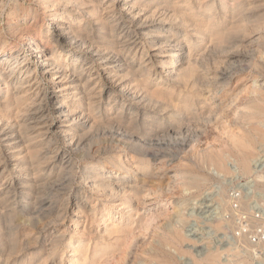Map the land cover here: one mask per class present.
<instances>
[{
  "label": "bare ground",
  "instance_id": "6f19581e",
  "mask_svg": "<svg viewBox=\"0 0 264 264\" xmlns=\"http://www.w3.org/2000/svg\"><path fill=\"white\" fill-rule=\"evenodd\" d=\"M36 1L47 22L38 19L36 10L27 12L19 1H10L8 27L0 31V43H4L0 49V264L5 260V264H112L119 252L132 246L138 230L146 231L162 218L148 207V157L158 156L152 138L177 137L191 143L209 134L206 123L221 122L220 109L228 110L231 105L221 108L215 96L220 86L230 82V74L221 67L205 69L203 60L211 56L215 66L222 64L224 50L217 51L232 36L244 34L250 26L263 30V15L252 21L255 18H248L247 12L250 6L264 9V0ZM28 18L33 21L31 26ZM8 34L22 44H8ZM253 89L256 95L263 91ZM263 118L261 94L244 106L233 123L236 130L223 126L225 145L201 149L198 156L228 175L227 160L233 154L227 151H234L242 175L253 176L256 145H264ZM108 131L129 142L131 149H127L136 154L133 158L138 166L125 172L124 164L113 157L106 165L89 163L77 190L59 204L46 202L52 180L62 179L74 168L71 154L90 140L100 142ZM194 153L190 150L186 156ZM55 170L63 175H54ZM172 179L167 185L172 193L176 183L200 189L208 181L187 168ZM255 179H264V174ZM223 197L228 209L230 201ZM182 205L176 207L179 226L185 221ZM25 213L32 225L39 218L52 219L39 229L37 240L46 243L35 252H17L21 237L17 232ZM70 213L72 226L66 229L63 220ZM146 215L151 218L147 220ZM55 223L58 226L51 227ZM53 229L57 231L52 233ZM181 231L169 226L167 232L155 233L158 240L152 257L173 264L176 259L165 248L176 251L180 247L185 241ZM218 253L211 251L196 261L222 264Z\"/></svg>",
  "mask_w": 264,
  "mask_h": 264
},
{
  "label": "rangeland",
  "instance_id": "374dc122",
  "mask_svg": "<svg viewBox=\"0 0 264 264\" xmlns=\"http://www.w3.org/2000/svg\"><path fill=\"white\" fill-rule=\"evenodd\" d=\"M10 1H19L22 5V9L27 12L29 10H34V11L36 10L38 19L42 22H47L46 14L42 12L41 7L36 0H0V31L5 30L8 27L7 14L10 12V7H9ZM248 9H249L247 12L248 18H251V20L255 18L252 21H256L257 18L260 17V15L261 16L263 15V19H264V9L262 8L256 9L255 6H250ZM31 18H28L29 20L27 21L28 25L30 26L33 22ZM250 27L248 28L247 32H244V34L238 33L232 36L228 43L225 42L226 44L224 43L222 46H220L221 47L220 50L217 49L219 50L217 51L218 53L219 52L221 53L224 50L223 56L221 55L222 64L215 66L213 57L211 56H207L203 60L205 69H209V68L214 69L215 67H221L222 70H227L228 73L230 74V80H229L230 82L226 83V85L223 84L222 86H220L219 91H218L219 94L215 96L217 98L215 99L218 102V104L221 106V108H223L225 104L231 105L230 108L228 109L229 111L226 110L225 108H223L224 110L220 109L222 113H220L219 115L224 114L222 115V118L224 120L220 119L221 122H219V124L221 125L218 124L219 125L218 126L217 124H211V123L207 124L206 123L205 128L208 130L207 132H209V134L206 136H203L201 140L198 138L192 139L193 140V142L191 141L192 145L190 143V139L188 140L189 142L183 143L182 140L177 139V137L176 139L175 137L173 139L167 138L168 141L165 140L166 138L165 139H161L159 137H154L156 139L152 138L153 145L154 144L155 145L154 146L150 145V146H153L158 156L148 157L150 161V173L153 175L151 176L150 174V177H149L150 179H148L150 183L148 188H151V189H148L149 191L148 193H151V196H150L151 202L148 207H152L151 209L154 211L156 210L157 212L155 213L156 214L159 213L157 215H161L162 218H160L159 216L156 219V221L152 222L153 224L152 223L150 224L148 230L142 231L143 233L138 230V233L135 236L136 240L135 239L132 240L131 242L133 243L131 244L132 246L129 245L131 247H128V249H130L129 250L130 252H126L128 251V249H124L125 252H119L117 255V258L112 260V264H140V263L145 264V262L148 264H164L161 262L159 263L156 259H154L152 257L151 251H153V248L157 246L156 241L158 240L157 237L160 235L159 233L161 232L162 234L164 232H167L169 230V226L170 228L175 226L179 228L180 230H182L181 234L182 236H184L183 238L186 241V242L183 241L179 245L180 247L176 251L173 248L172 250L170 246H167L169 248L167 247L165 248V251L171 252L174 255L176 261L173 264H200L196 261L198 260V257L200 260V258H202L204 255H206L207 253L211 251L212 252L216 251L217 253L219 252L218 254H219L220 260L221 259L223 260L221 261L222 264H225V263L226 264H236L237 261H238L237 264H246V263L258 264V261H257L258 258L252 253L255 251V248H253L252 246L251 247L248 246L249 243L247 242L248 240L246 238L240 237V234H241L239 231L240 224L236 218V214L231 212L230 205L228 209L224 208L223 195L229 201V198L227 197V195H228L229 188L231 187L230 184L224 183V184H221L220 189L217 188L218 179L220 177H222V179H229L232 177L234 173L240 172L239 167L237 165L238 158H237L236 153L230 150L227 151L230 154H233L227 160V165L229 169L231 170V174H228V175L219 173L215 169V167L211 165V163L208 160H206L205 158H201L197 154V151H201V149L203 150L209 146L219 147V146L225 145L227 139H226V136L224 135L223 128L228 127L230 129L236 130L237 128L236 126H234L233 123L235 119H237L238 115L242 112L244 106L253 104L256 97L260 98V95L264 94V26H263V30H262V27L258 28V30L257 29L253 30ZM6 36H5V39L8 44L17 45V46H20L22 44L20 40L12 37L11 35L8 34ZM254 38L256 41H254ZM3 45L4 43H0V46H1L0 49L3 47ZM228 56L230 57L229 60H228ZM221 65L224 67H222ZM159 66L160 65L157 64L158 68ZM43 81L45 82V85H44L45 88L48 89L49 88L48 81L46 79H44ZM255 87L263 90L262 92H260V95L259 94L256 95L255 93H252L254 90L253 88ZM49 98H50V95H49ZM50 113L53 114L52 112ZM225 114L226 116L227 115L228 116L226 117ZM261 122H262L261 127L264 130V118L261 120ZM209 124H211V126ZM215 125H217L218 127ZM196 140H200L201 144H200V141L197 142ZM128 143L129 142L126 139L117 137L115 134L112 135L111 132L110 134L107 133V135L104 136L102 140L100 139V142H98L97 140H90L88 141V143L86 142L79 151L71 154L73 157L72 162H73L74 170L72 169L71 171L64 173V175L61 174L59 170H55L56 174L54 173V175H63V176H61L62 179H59L58 181L56 180L57 178L52 180L54 183L52 182L51 186H48V188L46 189V193H45L46 202L48 199L49 204H52V205L59 204V202L68 198L69 195H71L75 190H77L81 186L80 183L83 179L84 167L89 163L90 164L103 163L104 165H106L108 164V160L110 158L113 157V159L115 160L119 158V160L117 161L122 162L124 164V168H126L124 169L125 172H132V170L138 166L137 165L138 161L137 159L133 158V156L136 157V154L129 152V149L131 148L128 147ZM186 143L187 144L190 143L189 146ZM193 144H196L197 146ZM60 146L63 147L64 145L60 143ZM190 146H192L193 149ZM127 147L129 149H127ZM263 148H264V145H261V143L256 145L257 153L259 154V152ZM190 150H193V151L195 150L196 153H194V155L190 154L186 156V153L189 152ZM125 152H128V153H125ZM180 154H183V155H180ZM255 158L256 157H254L253 161L255 160ZM201 165L203 167L202 170H201ZM252 165H253V162H252ZM183 166H185V168H187L191 172L205 176L208 181H206L204 183V186H202V188L200 189L195 188V187L189 188L186 186H179V184L176 183L177 186L174 189V191H176L177 194L174 191L172 193L170 189L168 190V188L171 185V182L173 181L172 178L180 170L185 169ZM252 169H253V166H252ZM243 176L249 177L245 175ZM140 177L142 178V175H139V180H141ZM167 185L169 187H167ZM151 190H153V194ZM18 199L21 200V195L18 196ZM166 202H168V204H165ZM183 202H184V205H182L183 207L182 206L180 207V210H182L181 213L183 215V218H185L184 219L185 223L183 222L182 223L183 225L181 224V226H179L180 224L177 225L176 223L177 221L176 211L178 210L176 207L178 203H183ZM49 204H47L44 207V209ZM89 205H91V203H89ZM163 212L165 215L166 214L167 215L165 216L164 214H162ZM25 215L26 217L24 218ZM71 215H73V213L68 214L66 218H64L65 220H63V222L66 223L65 224L66 229H69L72 226ZM29 216L30 215L26 213L22 214L21 216L23 218V219L22 218L20 219V222H21L20 229L21 230L19 229L17 232L20 234V235L18 234V239L21 236L19 239L20 241L18 243L20 248L18 247L17 252H29V250L30 252H35L36 250H39L43 244L46 243V241H43L41 239L37 240V237L39 235V231H40L39 229L44 226L43 224L51 221L52 219L39 218L37 224L32 225V222L30 221ZM145 217L146 218L148 217L149 219L151 218L150 215H146ZM148 218L147 220H149ZM218 222H222V223L224 222L223 223V226L225 225L224 229H223V226L221 228L217 227ZM58 224L59 223H55L54 226L52 224L51 227L55 228L56 226H58ZM22 227H25V228L23 229ZM73 227H75V225ZM159 228L161 229V231H159L160 230ZM13 231H16V230H13V227H12V232ZM56 231L57 229H53L52 233H55ZM12 232L11 234L15 233V232L13 233ZM155 233L158 236H156ZM6 236L4 235L5 239L8 240L7 238L8 236L7 237ZM243 240H247V241L246 242L244 241L245 242L244 243L242 242ZM153 241H155V243ZM152 243L155 246L151 245ZM23 244H24V247L25 246L27 247L25 251L23 250ZM246 245L247 247H245ZM144 252H147V253H144ZM238 252H240V254ZM234 253H236L238 257L235 256ZM231 255H234L232 256L233 258L231 257ZM151 258L153 259L151 260ZM238 258L239 259L242 258V259L239 260ZM245 259L247 260V262L243 263L244 262L243 260ZM3 263L5 264L6 260Z\"/></svg>",
  "mask_w": 264,
  "mask_h": 264
},
{
  "label": "built area",
  "instance_id": "2783aa9c",
  "mask_svg": "<svg viewBox=\"0 0 264 264\" xmlns=\"http://www.w3.org/2000/svg\"><path fill=\"white\" fill-rule=\"evenodd\" d=\"M253 176L244 177L236 172L229 179H218L217 188L228 183L227 197L231 212L236 214L240 224V236L246 238L255 251L258 264H264V179L257 181L256 175L264 174V148L253 161ZM250 253V252H249Z\"/></svg>",
  "mask_w": 264,
  "mask_h": 264
}]
</instances>
